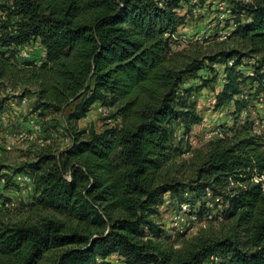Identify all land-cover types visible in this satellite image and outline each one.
<instances>
[{
    "label": "trees",
    "instance_id": "1",
    "mask_svg": "<svg viewBox=\"0 0 264 264\" xmlns=\"http://www.w3.org/2000/svg\"><path fill=\"white\" fill-rule=\"evenodd\" d=\"M0 1L12 2L15 19L14 32L0 37V90L21 87L16 96L34 95V111L52 110L67 125L95 103L119 122L100 132L66 126L68 145L42 147L17 168L33 176L24 206L50 214L33 224L0 222V264H115L113 254L125 264H264V134L254 131L245 93L248 85L264 100V0H220L239 49L209 55L208 63H180L172 51L182 4L207 0ZM37 39L43 59L19 62L17 48ZM249 59L253 71L244 73ZM213 63L222 72L215 108L231 104L234 122L244 112L245 119L207 151H194L195 179L182 182L168 168L190 152L185 138L202 120L194 92L209 80L187 81ZM208 190L221 205L210 220L227 225L175 247L159 219L164 194L176 206L195 205L202 220Z\"/></svg>",
    "mask_w": 264,
    "mask_h": 264
},
{
    "label": "rangeland",
    "instance_id": "2",
    "mask_svg": "<svg viewBox=\"0 0 264 264\" xmlns=\"http://www.w3.org/2000/svg\"><path fill=\"white\" fill-rule=\"evenodd\" d=\"M182 9L179 10L181 15H185L183 25L178 28V34L175 35V43L172 46L173 55L179 59L180 63L190 62L192 59L204 60L207 62L209 55H215L221 50L236 48L239 49L237 41L229 36L232 29L235 27L232 18L229 19V24L226 20L229 18V11L226 10L227 3L222 7H218L213 0H207L202 6L192 8L189 4H182ZM33 56L37 60H42L44 57V47L40 44L39 39L35 40L32 45ZM212 71L206 67L198 71L199 78L188 79V84L200 85L201 79L205 77L208 85L200 86L194 92L193 99L196 101V109L202 120L198 124L192 126L187 139L186 149L190 152L185 153L181 157H177L174 165L168 168L169 177H173L179 181L187 182L195 179L194 169L197 167L200 159L194 151H207L208 143L212 138H206L207 134L215 129L223 132V130L235 131L240 127L245 119L242 113L237 122H234L233 106L225 105L221 108H215V95L222 86L221 66L213 65ZM244 73L253 71L252 63L244 62L241 67ZM217 73L215 81H212V76ZM204 78V79H205ZM21 87L16 91L0 90V99L8 97L3 106V112L6 116L5 125L0 126V166L8 171H21L20 168L26 162L33 160L36 153L42 147L51 146L52 150L60 149L70 143V129L96 131L100 132L105 127L118 126V121L115 118L109 117V109L102 110L99 103H95L87 115L76 123L66 124L64 119L52 110H33L35 97L28 94L24 97H18ZM245 93L250 97V106L248 108L249 119L258 122L259 128L264 134V100L261 95H253V90L245 85ZM0 112V113H1ZM68 108L65 111L67 114ZM38 123L40 125L39 137L43 138V142H29L26 140L18 141L4 136V130L10 129L17 131L25 129L31 131V125ZM181 134L180 129L178 135ZM9 146V148H7ZM189 146V148H188ZM3 192L6 197L16 200L17 205L13 208L0 210V222L7 224L27 223L33 224L40 221L43 217L49 216L47 211L32 212L28 207L24 206L30 196V192L23 193L19 187L14 184H8L3 187ZM2 194V195H4ZM175 201H170L166 205L159 207L160 221L164 227L165 234L171 235L170 241L175 247L181 246L188 239L201 235H214L219 233L223 226L227 224L223 221L199 220L191 229L186 230L185 235L178 236L170 228V213L175 208ZM221 208V206H220ZM169 241V242H170Z\"/></svg>",
    "mask_w": 264,
    "mask_h": 264
},
{
    "label": "built area",
    "instance_id": "3",
    "mask_svg": "<svg viewBox=\"0 0 264 264\" xmlns=\"http://www.w3.org/2000/svg\"><path fill=\"white\" fill-rule=\"evenodd\" d=\"M2 2V1H0ZM218 7H222L224 5V1L215 0L213 1ZM13 10V4L11 1H7L4 5V7H0V37L7 36L8 34H12L14 32V15H10V12ZM178 31V30H177ZM175 32L173 34V38H175V35L178 34V32ZM30 44H24L17 48V60L19 62L27 61V60H33L34 63H39L40 61L37 60L33 56V49L34 47ZM232 59L227 60V65L232 64ZM247 62L252 63L253 59H249ZM214 67H216L218 64L213 63ZM240 97H245V94H241ZM102 110L106 111V107H101ZM249 112V111H248ZM245 114V112H244ZM6 116L3 112L0 113V126L3 124L5 125ZM253 127L254 131L257 133H260L261 129L258 126V122L253 120ZM31 131L25 130V129H19L17 131H12L10 129L4 130V136L16 139L18 141H29V142H43V138L39 137L38 133L40 131V125L38 123H34L31 125ZM222 131L215 129L214 131L209 132L206 136V138H212V137H222ZM9 148V146H7ZM257 181V179H255ZM8 184H14L19 189L25 193L27 191L31 192L33 190V176L28 171H8L7 169H2L0 171V210L7 209V208H13L17 205V202L13 198L6 197L3 192V187ZM4 194V195H2ZM206 206L208 207V211L204 214V217L202 220H210L212 219L213 215L217 213V211L220 210V204L215 205V202L212 200L211 192L208 190L206 192ZM219 198H215V200H218ZM169 198L167 194H164V202L162 205H166L169 203ZM200 220L195 205H190L187 202L180 203L177 205L170 213V228L174 231H186L188 229H191L193 225L198 223ZM110 259L115 264H125L118 255L113 254L110 256ZM216 260V258H214ZM210 264V263H209Z\"/></svg>",
    "mask_w": 264,
    "mask_h": 264
}]
</instances>
